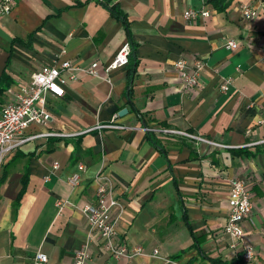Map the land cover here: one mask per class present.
Masks as SVG:
<instances>
[{
    "label": "crops",
    "instance_id": "0c3cea01",
    "mask_svg": "<svg viewBox=\"0 0 264 264\" xmlns=\"http://www.w3.org/2000/svg\"><path fill=\"white\" fill-rule=\"evenodd\" d=\"M240 3L257 10L253 20L242 19ZM110 6L124 14L135 46L131 104L125 94L128 66L104 72L128 43ZM262 6L264 0H231L218 12L209 0H16L0 16V110L32 74L55 63L59 51L65 52L59 61L70 60L79 70L67 79L63 97L48 98L51 121L31 125L24 137H38L17 146L0 170V264H35L37 252L46 255V264H74L88 230L81 209L100 184L120 205L117 239L144 253L112 259L93 237L85 264H264ZM201 8L210 16L183 19L184 11ZM227 40L236 49H226ZM180 58L203 63L198 87L187 94L179 90L174 68ZM92 63L97 76L83 71ZM227 78L229 89L222 92ZM123 108L127 114L118 118ZM143 123L160 147L148 141ZM109 124L123 128L95 129ZM90 129L76 150L70 140ZM188 130L207 142L175 133ZM257 146L253 157L229 151L255 152ZM79 164L85 169L69 185ZM26 167L28 183L15 205ZM235 175L246 180L254 205L243 224L244 242L253 249L249 263L220 234ZM59 199L68 202L61 215Z\"/></svg>",
    "mask_w": 264,
    "mask_h": 264
},
{
    "label": "built area",
    "instance_id": "2783aa9c",
    "mask_svg": "<svg viewBox=\"0 0 264 264\" xmlns=\"http://www.w3.org/2000/svg\"><path fill=\"white\" fill-rule=\"evenodd\" d=\"M15 1L0 0V16L8 14L15 5ZM238 9L242 19L246 21L253 20L257 15V10L248 3H240ZM210 13L209 10L203 8L188 9L184 11L183 19L187 22H193L198 17H209ZM262 13L264 14V6H262ZM225 45V48L228 50H233L237 47L234 40H227ZM64 53L63 50L56 53L55 63L42 66L36 73L30 76L26 85L22 87L20 93L14 99L8 100L2 105L0 110V170L17 146L38 137H24V132L31 125L44 126L51 121L48 98L63 97L67 79H72L74 72L79 70V67L74 65L70 60L59 61ZM129 53V45L125 43L109 64L104 67L105 74L126 66L128 64ZM96 67L97 63H92L83 71L90 76H97ZM202 67L203 63L198 58H180L174 64V68L180 78L179 90L182 93L187 94L198 87ZM63 73H67V78L63 76ZM229 84L230 79H224L219 86L220 91L226 92L229 89ZM102 128L122 129L123 127L109 124L107 126H97L95 129ZM92 130H85L75 135H82ZM154 130L161 133L167 132L163 129ZM175 133L196 143L207 142L203 137L188 132L181 131ZM210 144L214 147H227L215 143ZM58 165L55 162L52 165V169L56 170L59 167ZM77 168L78 172L72 174L67 180L69 185L73 186L77 184L79 173L85 169L82 164H79ZM251 197L252 193L246 180L237 175L233 176L229 181L226 222L220 234L226 236L231 249L241 251V258L244 263H249L253 257V249L244 242L243 228L244 222L253 211L254 205ZM67 203L66 200L61 199L55 202L57 215L62 214ZM81 212L88 230L83 248L74 254V264H85L89 260L88 247L93 237L97 238L103 250L112 259H118L121 256L133 258L144 253L141 247L130 248L123 240L117 239L116 225L120 217V205L112 194V190L100 184L96 189L93 201L87 203L81 209ZM151 254L152 256H157L158 251L154 249ZM46 262L47 257L45 254L41 252L35 254V264H46Z\"/></svg>",
    "mask_w": 264,
    "mask_h": 264
},
{
    "label": "trees",
    "instance_id": "16d2710c",
    "mask_svg": "<svg viewBox=\"0 0 264 264\" xmlns=\"http://www.w3.org/2000/svg\"><path fill=\"white\" fill-rule=\"evenodd\" d=\"M231 0H209V3L212 4V6L214 7V9L218 12H222L224 11L228 4L230 3ZM108 8V11L110 13V15L117 19V20H120L122 22V24L124 25L125 29H126V34L128 35V45H129V48H130V53H129V56H128V71H127V87H126V97L128 99V103L131 104V98H132V82H133V78H134V75H135V72H136V67H137V59H136V53H135V46L134 44L131 42L130 40V37H129V31H128V26H127V22H126V18L124 16V14L116 7V6H110V7H107ZM132 106V105H131ZM132 109L134 111L137 112V110H135V108L132 106ZM138 114V112H137ZM143 127H145L146 130V133H147V139L148 141H150L154 146L156 147H160V143L158 142V140L155 139L154 137V134L152 132V130H149L148 126H146L145 123H143ZM92 132V131H90ZM188 133H191V134H194V131L193 130H188L187 131ZM80 137L81 135H77L75 138V140H70V142H73L75 144V147H76V150H77V141L80 140ZM67 142V141H66ZM260 146H257L256 149H255V152H250L246 147H240V148H236V149H229V151L234 155V156H241V155H244V156H247V157H253L256 155L257 152L260 151ZM192 150V153L194 152V150L191 148ZM216 152H212L211 154H214ZM4 179V176L2 177V179L0 180V183L1 181H3ZM21 183H22V188L20 190V192L18 193L17 195V198H16V201H15V205L19 204L24 192H25V189H26V186H27V183H28V169L27 167L24 169V173H23V176H22V180H21ZM178 257V256H174V259ZM210 262L212 264H225L223 262H221L220 260H210Z\"/></svg>",
    "mask_w": 264,
    "mask_h": 264
},
{
    "label": "water",
    "instance_id": "95a60500",
    "mask_svg": "<svg viewBox=\"0 0 264 264\" xmlns=\"http://www.w3.org/2000/svg\"><path fill=\"white\" fill-rule=\"evenodd\" d=\"M126 114H127V109L123 108V109L118 111L117 117L121 118V117L125 116Z\"/></svg>",
    "mask_w": 264,
    "mask_h": 264
}]
</instances>
